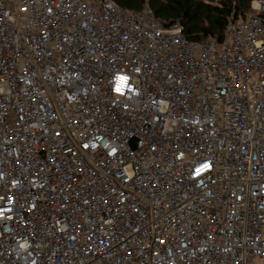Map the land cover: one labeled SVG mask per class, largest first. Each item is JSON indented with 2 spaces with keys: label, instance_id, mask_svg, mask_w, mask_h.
<instances>
[{
  "label": "built area",
  "instance_id": "obj_1",
  "mask_svg": "<svg viewBox=\"0 0 264 264\" xmlns=\"http://www.w3.org/2000/svg\"><path fill=\"white\" fill-rule=\"evenodd\" d=\"M0 264H264V0H0Z\"/></svg>",
  "mask_w": 264,
  "mask_h": 264
},
{
  "label": "trees",
  "instance_id": "obj_2",
  "mask_svg": "<svg viewBox=\"0 0 264 264\" xmlns=\"http://www.w3.org/2000/svg\"><path fill=\"white\" fill-rule=\"evenodd\" d=\"M133 13L146 5L165 26L179 22L189 41L222 40L230 22L250 11L254 0H112Z\"/></svg>",
  "mask_w": 264,
  "mask_h": 264
},
{
  "label": "snow or ice",
  "instance_id": "obj_3",
  "mask_svg": "<svg viewBox=\"0 0 264 264\" xmlns=\"http://www.w3.org/2000/svg\"><path fill=\"white\" fill-rule=\"evenodd\" d=\"M121 79H124L123 77ZM119 92V90H117ZM205 168L209 167V165H204Z\"/></svg>",
  "mask_w": 264,
  "mask_h": 264
}]
</instances>
